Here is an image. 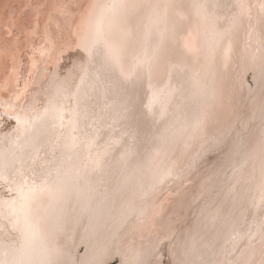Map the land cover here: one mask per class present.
<instances>
[{"label":"snow or ice","instance_id":"1","mask_svg":"<svg viewBox=\"0 0 264 264\" xmlns=\"http://www.w3.org/2000/svg\"><path fill=\"white\" fill-rule=\"evenodd\" d=\"M219 8V0H96L78 25L76 47L85 55L68 75L52 74L41 93L43 104L37 107L35 97L23 106L11 98L0 104L14 109L0 121V127L13 122L0 135V264H103L70 257L64 239L69 217L93 229L111 223L114 214L134 218L137 201L172 176L175 143L186 137L221 142L230 133L235 139L223 182L230 210L221 215V206H210L216 224L211 237L190 231L177 239L172 264H254L257 245L264 264V92L239 131L232 125L213 128L215 86L189 66L202 53L214 56L226 40L227 57L229 37L239 38L253 9L259 31L248 30L245 43L264 59V0H231L223 14ZM177 50L187 58L173 66L179 88L153 95L149 103L168 115L141 154L130 86L150 78ZM105 85L116 86L119 102L98 108ZM115 153H121L118 159ZM101 175L111 178L115 194L97 183ZM127 254L122 264H151L131 245Z\"/></svg>","mask_w":264,"mask_h":264},{"label":"bare ground","instance_id":"2","mask_svg":"<svg viewBox=\"0 0 264 264\" xmlns=\"http://www.w3.org/2000/svg\"><path fill=\"white\" fill-rule=\"evenodd\" d=\"M29 1L32 4L23 8H20L23 1L15 4V13L11 10L13 1L0 0L1 21L11 24L12 33L8 34L0 24V104L11 98L23 106L30 102V97H35L37 107H40L43 104L42 90L47 87L52 74L68 75L85 55L76 47L78 25L96 0ZM261 2L247 0L249 5ZM230 3L231 0H219L221 14L228 10ZM252 16L253 20L240 32L238 39L229 37L231 52L227 57L228 40L216 46L214 56L205 52L198 59L189 61V66L206 74L215 86L209 121L213 128L232 125L235 131H239L237 125L248 118L250 109L258 107L264 92L262 52L245 43L248 30L259 31L255 9ZM25 30L32 33L24 34ZM182 59L187 58L181 51H174L160 62L150 78L130 86L135 116L133 126L137 132V150L141 154L150 149L157 124L168 115L167 112L163 116L158 114L149 102L155 94L171 95L179 88L173 66L180 64ZM105 102L112 107L119 102L115 85L101 87L98 108L105 107ZM5 111L14 112V109L0 107V121H3ZM12 123H4L0 135ZM107 127V124L102 125L101 134ZM115 138L114 135L107 137L108 140ZM234 139V133H230L221 142H189L186 137L175 143L170 157L175 162L172 176L149 191L143 201H137L139 211L134 218L123 220L114 214L111 223L93 229L84 219L70 216L64 225V239L70 257L77 261L99 259L103 264H112L113 261L122 264L131 245L147 254L151 264H172L177 239L190 231L209 239L216 227L210 219L209 207L221 206V215L230 210V205L225 202L226 186L223 182L230 174L227 157ZM120 155L115 153L117 159ZM104 168L107 172L108 165ZM96 180L103 184L105 192L112 190L114 193L111 178L101 175ZM261 259L257 245L254 264H259Z\"/></svg>","mask_w":264,"mask_h":264},{"label":"rangeland","instance_id":"3","mask_svg":"<svg viewBox=\"0 0 264 264\" xmlns=\"http://www.w3.org/2000/svg\"><path fill=\"white\" fill-rule=\"evenodd\" d=\"M10 1H13L14 3V5H13V9H11L13 12H15L16 13V9H14L15 7H16V5L15 4H18V3H20V0H10ZM21 1H23V3L20 5V8H23V7H25V6H27V5H30V3L32 4V2H30L29 0H21ZM16 2V3H15ZM25 3V4H24ZM26 12V11H25ZM0 24L3 26L4 25V27L6 28V30H7V32H8V34H10L11 32H10V28H11V24H6V23H3L2 21H1V17H0ZM23 33L24 34H31L32 33V31H27V30H25V32L23 31ZM12 34V33H11ZM10 34V35H11ZM16 37V35L14 36V38ZM114 263L113 264H116V262L115 261H113Z\"/></svg>","mask_w":264,"mask_h":264},{"label":"water","instance_id":"4","mask_svg":"<svg viewBox=\"0 0 264 264\" xmlns=\"http://www.w3.org/2000/svg\"><path fill=\"white\" fill-rule=\"evenodd\" d=\"M113 264V263H112Z\"/></svg>","mask_w":264,"mask_h":264}]
</instances>
